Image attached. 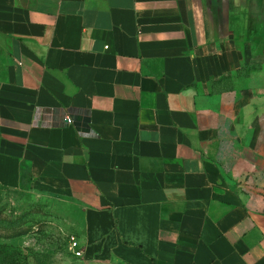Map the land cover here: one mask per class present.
Instances as JSON below:
<instances>
[{
	"label": "crops",
	"instance_id": "obj_1",
	"mask_svg": "<svg viewBox=\"0 0 264 264\" xmlns=\"http://www.w3.org/2000/svg\"><path fill=\"white\" fill-rule=\"evenodd\" d=\"M22 161L75 264H264V0H0Z\"/></svg>",
	"mask_w": 264,
	"mask_h": 264
},
{
	"label": "rangeland",
	"instance_id": "obj_2",
	"mask_svg": "<svg viewBox=\"0 0 264 264\" xmlns=\"http://www.w3.org/2000/svg\"><path fill=\"white\" fill-rule=\"evenodd\" d=\"M65 219L26 184L0 186V264H75L65 245L71 235Z\"/></svg>",
	"mask_w": 264,
	"mask_h": 264
},
{
	"label": "built area",
	"instance_id": "obj_3",
	"mask_svg": "<svg viewBox=\"0 0 264 264\" xmlns=\"http://www.w3.org/2000/svg\"><path fill=\"white\" fill-rule=\"evenodd\" d=\"M57 112H58L59 118L62 121V123H65V124H71L72 123V116H71L69 111L59 109ZM65 245H66L67 251L70 254H72L74 257L80 256L81 251L79 250V247L77 246L75 237L73 235H68L67 242Z\"/></svg>",
	"mask_w": 264,
	"mask_h": 264
},
{
	"label": "trees",
	"instance_id": "obj_4",
	"mask_svg": "<svg viewBox=\"0 0 264 264\" xmlns=\"http://www.w3.org/2000/svg\"><path fill=\"white\" fill-rule=\"evenodd\" d=\"M25 163H26L25 161L24 162L22 161L18 165V172H19V179H20L19 188L22 186V184H26L27 185V183H28V181L30 179V173H29V170H28V165H26Z\"/></svg>",
	"mask_w": 264,
	"mask_h": 264
}]
</instances>
